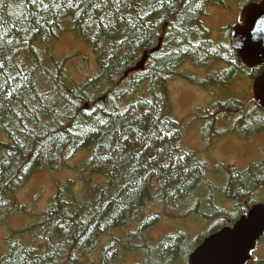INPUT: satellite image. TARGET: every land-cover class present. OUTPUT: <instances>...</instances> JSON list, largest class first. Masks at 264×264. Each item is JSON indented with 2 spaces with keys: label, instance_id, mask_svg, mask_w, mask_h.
<instances>
[{
  "label": "trees",
  "instance_id": "1",
  "mask_svg": "<svg viewBox=\"0 0 264 264\" xmlns=\"http://www.w3.org/2000/svg\"><path fill=\"white\" fill-rule=\"evenodd\" d=\"M258 1L122 0L44 11L32 0H0L8 5L0 6V37L13 41L0 49V83L7 77L20 93L0 107V218L16 206L14 194L47 170L71 166L80 183H63L37 223L9 232L0 264H188L204 238L264 203V184L253 180L264 176V156L244 170L198 157L183 144L168 92L176 79L204 90H223L241 75L254 80L262 67L241 64L231 28L215 43L202 18L210 7L233 2L241 10ZM64 32L95 56L96 72L81 84L69 75L68 59L50 51ZM186 62L206 74L187 72ZM201 113L204 137H218L222 122L244 137L264 131L253 96L217 99ZM163 219L206 223L209 231L190 240L180 227L156 238L152 228ZM38 233L49 234V247L23 240ZM258 247L263 258L246 264H264V233Z\"/></svg>",
  "mask_w": 264,
  "mask_h": 264
},
{
  "label": "rangeland",
  "instance_id": "2",
  "mask_svg": "<svg viewBox=\"0 0 264 264\" xmlns=\"http://www.w3.org/2000/svg\"><path fill=\"white\" fill-rule=\"evenodd\" d=\"M239 11L233 2L228 3L226 8L210 7L207 9V14L202 18V22L210 33L211 41L221 43L225 40V33L221 29L237 25ZM50 49L55 59H68L66 66L69 75L76 84L83 83L87 77L96 72L94 54L88 46L78 42L73 34L64 32L59 39L50 43ZM225 67L226 65L223 63L214 65L215 69ZM183 69L199 77L206 74V68H194L188 62L184 64ZM250 84L243 75L237 77L223 90L217 87L204 90L184 80H174L169 85L168 92L174 116L179 120L184 131V146L198 152L200 158L204 157L205 160L220 162L237 170H244L251 163L261 160L264 156V131L255 135L244 133L246 135L244 137L243 133L236 130L237 134L231 129V125L222 122L217 125L218 137H212L214 134L210 133L204 137L202 133L207 119L201 113V108L211 107L217 99L240 98L246 101L252 96V85L250 87ZM70 164L79 166L81 161H71ZM69 168L55 172L47 170L33 177L21 190L14 194L12 200L16 206H14L13 211L4 213L0 218V257L4 252V239L9 232L19 231L29 224L37 223L40 220V214L48 207L50 198L54 196L58 187L68 180L75 179L77 180L75 186L80 188L78 177L74 171L76 169L71 166ZM52 173L55 174L52 175ZM41 189L44 190L40 191ZM261 201H264V197ZM180 227L187 229L186 232L190 240H194L198 235L209 231L206 223L194 220L177 223L175 220L163 219L152 228L151 233L156 238H160ZM125 233L126 231L122 235ZM23 240L35 248L41 247L42 250L51 245L49 234L38 233L33 237H25ZM251 255L255 259L257 257L263 258V251L258 247V250H254ZM97 256V250L91 253V259H95ZM129 262L130 258L128 264ZM120 264L127 263L122 262Z\"/></svg>",
  "mask_w": 264,
  "mask_h": 264
},
{
  "label": "water",
  "instance_id": "3",
  "mask_svg": "<svg viewBox=\"0 0 264 264\" xmlns=\"http://www.w3.org/2000/svg\"><path fill=\"white\" fill-rule=\"evenodd\" d=\"M264 0L247 4L240 13L239 24L230 33L231 48L249 70L264 64ZM253 98L264 110V71L253 82ZM246 222L242 233L236 225ZM264 233V204L253 206L232 228H224L207 237L189 256L188 264H246L250 253Z\"/></svg>",
  "mask_w": 264,
  "mask_h": 264
},
{
  "label": "snow or ice",
  "instance_id": "4",
  "mask_svg": "<svg viewBox=\"0 0 264 264\" xmlns=\"http://www.w3.org/2000/svg\"><path fill=\"white\" fill-rule=\"evenodd\" d=\"M34 5H38L44 11H50L54 7H69V8H76L79 9L81 7L92 8V7H99L101 5L107 6L108 3H112L114 5L121 4L122 0H32ZM3 7H7L8 5H0ZM91 19V17H89ZM108 21L107 16L101 18L100 23L107 27ZM261 28L264 29V21L261 22ZM13 44L12 40H4L3 37H0V49H3L5 45L11 46ZM6 67V65H0V71ZM18 88H12L9 79L7 77L4 78L3 83H0V107H3L5 104L12 103L13 98L19 95ZM237 179H240V175L237 174ZM253 180L257 182V185L264 184V176L257 177L253 175ZM246 228V222L241 221L239 224L236 225L237 233H242ZM111 255V253H109Z\"/></svg>",
  "mask_w": 264,
  "mask_h": 264
},
{
  "label": "bare ground",
  "instance_id": "5",
  "mask_svg": "<svg viewBox=\"0 0 264 264\" xmlns=\"http://www.w3.org/2000/svg\"><path fill=\"white\" fill-rule=\"evenodd\" d=\"M234 99V98H233Z\"/></svg>",
  "mask_w": 264,
  "mask_h": 264
},
{
  "label": "flooded vegetation",
  "instance_id": "6",
  "mask_svg": "<svg viewBox=\"0 0 264 264\" xmlns=\"http://www.w3.org/2000/svg\"><path fill=\"white\" fill-rule=\"evenodd\" d=\"M262 72V71H261Z\"/></svg>",
  "mask_w": 264,
  "mask_h": 264
}]
</instances>
